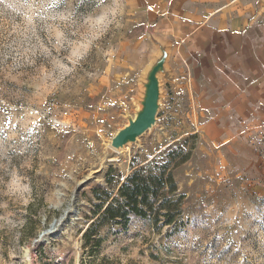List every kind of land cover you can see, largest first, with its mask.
I'll list each match as a JSON object with an SVG mask.
<instances>
[{
    "label": "rangeland",
    "instance_id": "1",
    "mask_svg": "<svg viewBox=\"0 0 264 264\" xmlns=\"http://www.w3.org/2000/svg\"><path fill=\"white\" fill-rule=\"evenodd\" d=\"M134 4L0 0V264H264V121L207 136L159 70L154 123L111 146L145 107L157 45ZM182 140L181 227L133 220L81 258L92 190Z\"/></svg>",
    "mask_w": 264,
    "mask_h": 264
},
{
    "label": "crops",
    "instance_id": "2",
    "mask_svg": "<svg viewBox=\"0 0 264 264\" xmlns=\"http://www.w3.org/2000/svg\"><path fill=\"white\" fill-rule=\"evenodd\" d=\"M153 6L147 12L143 4ZM157 41L149 72L190 96L205 135L229 136L264 121V0H135ZM134 7V6H133Z\"/></svg>",
    "mask_w": 264,
    "mask_h": 264
},
{
    "label": "trees",
    "instance_id": "3",
    "mask_svg": "<svg viewBox=\"0 0 264 264\" xmlns=\"http://www.w3.org/2000/svg\"><path fill=\"white\" fill-rule=\"evenodd\" d=\"M185 143L168 145L157 158L132 166L109 190H92L94 202L81 235V258L97 254L103 242L101 231L125 232L133 220L148 222L157 233L181 227L185 196L178 190L174 171L189 157ZM112 182L109 171L107 184Z\"/></svg>",
    "mask_w": 264,
    "mask_h": 264
},
{
    "label": "water",
    "instance_id": "4",
    "mask_svg": "<svg viewBox=\"0 0 264 264\" xmlns=\"http://www.w3.org/2000/svg\"><path fill=\"white\" fill-rule=\"evenodd\" d=\"M162 61H159L149 71L148 78L150 79V86L147 87V100L145 107L135 120H133L127 127L120 130L111 140V146L118 148L122 147L128 142H134L139 136L146 132L154 123L156 113L157 100V81L155 80L156 73L161 70ZM151 76V78H150Z\"/></svg>",
    "mask_w": 264,
    "mask_h": 264
},
{
    "label": "built area",
    "instance_id": "5",
    "mask_svg": "<svg viewBox=\"0 0 264 264\" xmlns=\"http://www.w3.org/2000/svg\"><path fill=\"white\" fill-rule=\"evenodd\" d=\"M146 10H147L148 12H155L153 6H150V5H147V6H146Z\"/></svg>",
    "mask_w": 264,
    "mask_h": 264
}]
</instances>
